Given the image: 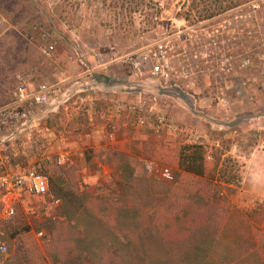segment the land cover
I'll use <instances>...</instances> for the list:
<instances>
[{
	"label": "rangeland",
	"instance_id": "374dc122",
	"mask_svg": "<svg viewBox=\"0 0 264 264\" xmlns=\"http://www.w3.org/2000/svg\"><path fill=\"white\" fill-rule=\"evenodd\" d=\"M148 2L161 7L154 26L152 9L130 4L123 9L118 1L0 0V104L9 101L17 76L32 86L57 85V113L22 136L14 148L17 157L40 165L39 159L48 155L40 165L48 174L72 169L86 201L76 210L49 184L59 205L48 208V199L37 200L1 223L7 252L0 251V264L19 255L24 232L40 242L55 219L94 217L88 230L96 235L100 226L134 230L136 223L127 224L128 217L118 220V214L134 210L146 219L154 197L185 174L176 165L141 157L145 143L159 144L169 155L178 145L205 147L211 163L207 179L214 186L209 198L228 209L217 232V263L253 242L245 214L254 219L264 214V52L253 57L259 65L249 69V51L259 41L247 33L256 30L264 43V15L251 25L243 9L196 26L176 16L185 0ZM158 42L167 46L168 79L159 83L119 63L124 55ZM48 45L53 50L43 54L40 47ZM180 136L184 140L178 144ZM58 155L68 164H59ZM161 167L170 169L171 181L160 177ZM39 231L43 237L36 235ZM90 244L88 255L103 264L96 258L105 252L103 242ZM113 261L129 264L126 258Z\"/></svg>",
	"mask_w": 264,
	"mask_h": 264
},
{
	"label": "trees",
	"instance_id": "16d2710c",
	"mask_svg": "<svg viewBox=\"0 0 264 264\" xmlns=\"http://www.w3.org/2000/svg\"><path fill=\"white\" fill-rule=\"evenodd\" d=\"M103 1L108 2V0ZM111 1L113 5L118 1V6L123 9L126 4L136 6L135 9L148 7L149 10H153L150 14V24L152 26L159 24L157 17L161 7L158 2L145 4V0ZM185 3L176 16L196 26L215 18L226 17L229 12H239L243 9L247 11L251 25H257L258 19H262L264 15V0H185ZM42 27L49 33L54 32L50 24H44ZM247 38L251 41H259L257 45L251 46L249 51L248 68L253 69L258 64L253 57L264 52V43L260 40L262 38L259 32L254 29L249 30ZM182 140L184 137L180 136L177 143ZM143 146L146 147V152L137 151L141 157L176 165L185 174L173 185L165 187L163 191L153 190L160 195L155 196L150 203L151 211L146 219L135 214L134 210L128 211L126 216L118 214V220L124 217L133 219H129L127 224L136 223L134 230L104 229L100 226L96 235L90 234L88 230V225L96 220L94 217H84L80 222L55 219L49 224L47 236H44L40 242L33 234L24 232L20 236L19 255L14 259H8L7 264L65 262L84 264L86 261L96 264L91 255H88L87 246L88 244L90 246L95 239L102 241L106 247L103 255L100 251L96 256L103 264H115L113 260L117 258L118 261L126 258L129 264H219L216 262L219 254L215 243L217 232L223 226L228 209L213 203L209 198L214 186L207 179L211 171L208 164L211 163L206 161L205 147L200 144L178 145L176 152L169 155L161 151L159 144L145 143ZM118 170L126 173L124 169V171L120 168ZM39 172L49 178L51 190L71 207L76 210L84 208L86 201L79 194L80 188L72 169L48 174L44 167L39 168ZM215 187L219 188L218 185ZM215 192L218 194V191ZM210 209L213 210L212 212L217 211L215 213L219 216L212 215ZM245 217L249 219L253 228V242L235 254L224 255L226 260L221 264H264V214L259 213L256 219L247 214Z\"/></svg>",
	"mask_w": 264,
	"mask_h": 264
},
{
	"label": "built area",
	"instance_id": "2783aa9c",
	"mask_svg": "<svg viewBox=\"0 0 264 264\" xmlns=\"http://www.w3.org/2000/svg\"><path fill=\"white\" fill-rule=\"evenodd\" d=\"M40 50L48 55L53 45L41 46ZM119 63L135 72L146 73L158 82L168 79L170 75L167 46L161 42L151 49L124 55ZM17 78V86L11 92L9 101L0 104V238L3 236L1 223L14 218L18 209H26L30 203L41 199H48V208L59 205V199L49 191V178L39 172L42 167L21 161L14 149L22 136L30 135V130L42 118H47L48 114L52 117L56 112L58 103L53 100L57 85L40 83L32 86L24 78ZM157 118L161 123L162 118ZM139 123L143 124L144 119L139 118ZM11 152H15L13 156L9 155ZM57 162L68 164L62 155H58ZM146 165L148 169L153 167L150 163ZM159 175L165 181L173 178L168 167H161ZM36 235L43 237V232L39 231ZM0 251L4 254L7 252L6 243L1 239Z\"/></svg>",
	"mask_w": 264,
	"mask_h": 264
},
{
	"label": "crops",
	"instance_id": "0c3cea01",
	"mask_svg": "<svg viewBox=\"0 0 264 264\" xmlns=\"http://www.w3.org/2000/svg\"><path fill=\"white\" fill-rule=\"evenodd\" d=\"M36 86V85H35ZM164 90V89H163ZM55 100H57L56 98L53 100L54 101V103H58V100L57 101H55ZM58 106V105H57ZM57 111H58V108H57V110H56V112H55V114L57 113ZM53 116V115H52ZM48 118V117H47ZM46 118H42V120L41 121H43V120H45ZM45 157H46V159H45ZM45 157H42V158H40L39 159V161H40V165H44V162H43V160H47V157H48V155L47 156H45Z\"/></svg>",
	"mask_w": 264,
	"mask_h": 264
}]
</instances>
